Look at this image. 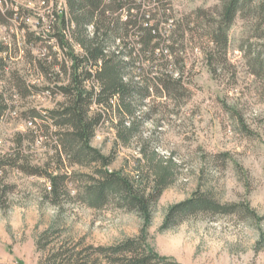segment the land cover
Here are the masks:
<instances>
[{
	"label": "rangeland",
	"instance_id": "1",
	"mask_svg": "<svg viewBox=\"0 0 264 264\" xmlns=\"http://www.w3.org/2000/svg\"><path fill=\"white\" fill-rule=\"evenodd\" d=\"M56 1L65 11L64 1ZM164 3L174 16L171 21L191 18L195 30L196 42H187L181 56L184 97L147 101L148 118L129 147L115 146L110 126L98 130L92 145L115 157L112 170L132 177L138 171L146 174L148 160L155 166L169 165L173 183L153 209L149 228V243L169 264H264V69L260 68L264 27L245 9L229 29L226 54L209 53L207 44L204 47L198 40L208 38L222 0ZM53 6V1L48 6L40 0H0L4 18L0 45L11 50L9 72L4 78L0 73V93L7 91L15 107L0 120V158L13 164L0 169V264H41L46 254L38 250L37 237L59 213L57 247L70 240L111 246L137 237L144 226L136 213L113 204L102 210L77 202L64 203L61 209L52 206L45 200L48 180L22 171L23 164L44 169L50 162V141L41 138L39 121L29 122L31 110L42 112L55 103L43 92L49 84L39 81L32 69V57L39 53L27 40L47 34ZM13 12L17 15L11 16ZM144 68L149 71L147 65ZM14 72L29 85L39 86L40 94L20 97L8 81ZM148 74L154 76L155 70ZM21 139L23 150L18 154ZM72 171L88 172L78 167ZM73 182L69 191L76 197L80 184ZM196 192H212L223 205H249L257 218L247 219L241 213L199 215L161 232L167 210Z\"/></svg>",
	"mask_w": 264,
	"mask_h": 264
},
{
	"label": "trees",
	"instance_id": "2",
	"mask_svg": "<svg viewBox=\"0 0 264 264\" xmlns=\"http://www.w3.org/2000/svg\"><path fill=\"white\" fill-rule=\"evenodd\" d=\"M52 1L47 34L34 42L27 40L39 53L32 57V69L39 81L49 84L43 92L55 103L52 109L42 112L31 110L29 122L37 125L39 121L41 138L50 141V162L44 169L23 164L22 171L48 180L50 188L45 200L52 206L61 209L64 203L77 202L102 210L113 204L136 213L144 226L137 237L111 246H86L84 240H70L57 247L59 213L37 237L38 250L46 254L41 264H169L149 243L153 209L173 183L169 165L155 166L153 160H148L146 174L138 171L132 177L112 170L115 157L105 155L92 143L100 128L110 126L115 131V146L129 147L148 118L147 101L184 97L187 89L183 85L185 65L181 56L187 42H196L192 20L171 21L174 16L164 0H63L65 11L58 9L56 0H40L48 6ZM222 2L219 18L209 24L208 38L197 40L204 47L207 44L209 53L217 50L225 55L228 32L238 13L249 9L264 27V0ZM14 13L17 15H10ZM0 20H4L1 13ZM10 53V48L0 45L3 78L9 72ZM260 59V68L264 69V51ZM153 70L155 75L149 77ZM8 81L22 98L42 91L16 72ZM7 93H0V120L15 108ZM21 150L22 139L16 151L22 154ZM53 163L58 166L51 167ZM11 164L0 158V169ZM75 167L88 172L72 171ZM73 180L80 184L76 197L69 191ZM236 213L247 219L257 218L249 205H223L212 192H196L167 210L161 232L189 217Z\"/></svg>",
	"mask_w": 264,
	"mask_h": 264
}]
</instances>
